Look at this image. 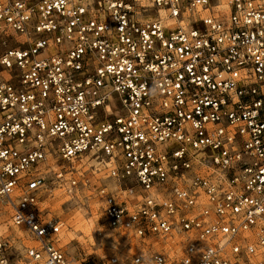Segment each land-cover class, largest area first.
I'll return each instance as SVG.
<instances>
[{
    "label": "built area",
    "instance_id": "obj_1",
    "mask_svg": "<svg viewBox=\"0 0 264 264\" xmlns=\"http://www.w3.org/2000/svg\"><path fill=\"white\" fill-rule=\"evenodd\" d=\"M78 185L127 259L58 246ZM5 216L0 264H264V0H0Z\"/></svg>",
    "mask_w": 264,
    "mask_h": 264
},
{
    "label": "rangeland",
    "instance_id": "obj_2",
    "mask_svg": "<svg viewBox=\"0 0 264 264\" xmlns=\"http://www.w3.org/2000/svg\"><path fill=\"white\" fill-rule=\"evenodd\" d=\"M150 0H137V3L148 5ZM149 10L150 15H154ZM47 170V169H45ZM50 175V173H46ZM80 172L74 174L76 178ZM92 179L90 171L84 173ZM51 197L45 196L42 206L46 218L57 217L62 223L58 235V246L65 251L67 257L74 262H101L111 255L120 259H127L134 251L136 238L127 232L112 230L102 219L101 205L98 197L89 192L88 188L78 185L71 193L55 187L50 192ZM6 224L7 216L0 222ZM6 230L5 225L2 227ZM109 234V237H105ZM104 237L105 239H102ZM24 244L32 242L25 237ZM121 254H124L121 257Z\"/></svg>",
    "mask_w": 264,
    "mask_h": 264
},
{
    "label": "bare ground",
    "instance_id": "obj_3",
    "mask_svg": "<svg viewBox=\"0 0 264 264\" xmlns=\"http://www.w3.org/2000/svg\"><path fill=\"white\" fill-rule=\"evenodd\" d=\"M163 13L161 12V15H162ZM19 233H21L22 232V230H20V229H18L17 230ZM104 235H106L105 237L107 238V237H109L108 235L109 234H104ZM102 239H105L104 237H102ZM124 256V254H121V257H123Z\"/></svg>",
    "mask_w": 264,
    "mask_h": 264
}]
</instances>
